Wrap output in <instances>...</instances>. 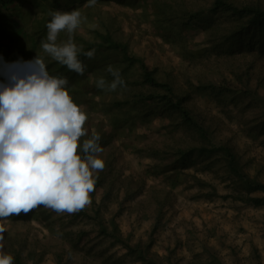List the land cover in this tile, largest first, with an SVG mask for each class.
I'll return each instance as SVG.
<instances>
[{
	"label": "rangeland",
	"instance_id": "374dc122",
	"mask_svg": "<svg viewBox=\"0 0 264 264\" xmlns=\"http://www.w3.org/2000/svg\"><path fill=\"white\" fill-rule=\"evenodd\" d=\"M14 1L15 3L2 13L6 19L10 16V21L12 19L29 35L34 32L35 20L53 8L52 11L78 10L81 13V24L73 35L94 41L93 30L109 31L116 40L127 42L129 51L155 69L159 80L171 83L178 93L189 96L186 105L200 125L208 128V134L207 140L203 139L195 131L184 126L177 115L166 113L164 110H156L143 123L138 120L128 121L122 129L113 133L111 140L103 143L100 158L103 159L105 167L93 175L95 183L99 177H103L105 183L100 185L101 187H95L90 193L91 202L73 214L56 213L39 206L26 218L11 216L6 220L0 219V226L5 229L4 240L0 242L3 245L0 252L12 255L13 264H58L59 257L60 264H189L191 260H194L193 264H203L208 258L205 259L198 252L204 246V238L197 236L199 228L193 224L189 227L185 225L193 221L192 218L188 220V217L191 213L197 214L196 209L217 213L220 209L233 210L239 206L232 200L225 201L228 197L216 196L213 200L195 197L197 187L187 188L194 184V167H180L186 169L180 170L178 177H172L174 174L168 172L174 165L170 152L179 144L229 142L243 155L244 160H252L248 170L255 174L260 168L259 165H264V84L261 81L264 61L256 59L257 68L255 72H251V80L242 81L233 71L242 73L254 56L244 57V54L237 52L232 54L233 56H227L226 53L218 55V50H208L210 45L200 28L180 35L173 32L176 37L168 41L163 40L160 36L162 31L156 28L154 22L153 0H141L134 4L121 3L118 0H96L95 5L91 7L87 6L88 0L71 4L58 0V6L54 4V0ZM232 1L241 3L247 0ZM173 2L177 11L200 8L208 10L212 0ZM209 17L213 18L215 25L223 29L232 25V19L226 14L210 13ZM163 25H166V22ZM58 39L66 40L67 34L61 32ZM0 43L5 47L9 42L0 38ZM197 52H200L198 56ZM42 53L43 51L37 55ZM117 55L110 51L98 54L97 62L101 63L98 64L100 68L94 66L93 71L85 74L86 80L81 79L77 83V88L83 90L86 99L78 105L88 117L84 128L88 134H99L102 139L107 138L105 136L111 130V118L117 116L123 119L125 116V107L108 112L103 110L102 104L125 99L133 92L150 90L139 84L141 72L138 64L129 66ZM109 65L119 69L121 76L127 78L130 84L118 87L114 92L99 89L96 79L111 76L106 71ZM30 70V66L0 62V83L8 82L6 76L9 73H24ZM198 85H208L209 88L206 91H197ZM152 107L154 108V105ZM151 148L159 153L156 155L151 152ZM189 163L191 165L192 162ZM199 164L202 163L199 161ZM203 164L195 166L200 169V177L215 183L221 192L238 194L234 176L229 175L222 160L210 157L206 158ZM158 169H162V172L154 173V170ZM260 169L259 178L264 181V166ZM130 177L131 180H128ZM110 179L117 182L115 190H111L108 199L103 198L104 187ZM124 185L131 190L127 191ZM202 189L205 194L212 193L211 188L207 186ZM137 190L136 194H142L141 201L144 200L139 207L133 197L129 196ZM166 196L169 202L162 207L160 222L154 228L155 223H158L154 198L163 199ZM142 211L145 214V222L133 218ZM113 218L121 235L126 238L127 246L113 242L112 237L101 234L103 225L111 231ZM174 220L179 222L174 223ZM209 223V227L219 225L218 219ZM129 228L131 229L128 232ZM200 228L204 230L206 227L200 225ZM209 229L206 228V234L212 233ZM221 229L224 232L244 233L248 228L243 223H228ZM218 233L221 235L220 231ZM178 234L185 236L181 238ZM220 239L215 238L211 243L221 247L225 240L221 242ZM229 242L231 241L225 244L230 245ZM204 247L213 249L208 243ZM141 250L143 258L138 254ZM227 253L223 254L225 261L230 260V252Z\"/></svg>",
	"mask_w": 264,
	"mask_h": 264
},
{
	"label": "clouds",
	"instance_id": "9594fccd",
	"mask_svg": "<svg viewBox=\"0 0 264 264\" xmlns=\"http://www.w3.org/2000/svg\"><path fill=\"white\" fill-rule=\"evenodd\" d=\"M95 3L88 0L87 6ZM48 15L41 48L69 71L83 75L85 65L78 58L82 46L73 38L81 13L57 10ZM61 32L67 34L66 40L58 39ZM83 55L91 59L95 49ZM14 63L31 70L9 73L8 82L0 83V219L28 214L39 206L76 213L91 202L93 173L105 167L101 137L93 133L81 144V138L88 136L84 128L88 117L67 91L66 77L50 75L38 55ZM106 71L112 80L100 77L99 89L114 92L125 86L119 69L109 65ZM4 231L0 226V242ZM0 264H13L12 255L0 252Z\"/></svg>",
	"mask_w": 264,
	"mask_h": 264
},
{
	"label": "trees",
	"instance_id": "16d2710c",
	"mask_svg": "<svg viewBox=\"0 0 264 264\" xmlns=\"http://www.w3.org/2000/svg\"><path fill=\"white\" fill-rule=\"evenodd\" d=\"M62 1L66 4H71L86 0ZM102 1L109 2L110 0ZM118 1L126 4H134L141 0ZM153 2L155 6L154 22L156 28L162 31L160 36L163 40L168 41L176 37L173 32L180 35L200 28L205 33L210 45L208 50H218V55L226 53L227 56H233L232 54L237 52L244 54V57L249 55L254 56V59L246 66V69L242 71V73L233 71L242 81L249 82L251 80V72H255L257 68L256 59H262L264 61V0H247L241 3L232 0H212L208 10L200 8L199 10L185 9L183 11H177L175 9L173 0H153ZM14 3V0H0V38L6 39L9 42L6 43L5 47L0 43V62L9 65H17L14 62L18 60H33L38 53L43 51L41 48V41L46 38V25L51 19L48 13L36 19L34 22V32L29 35L27 31L19 27L18 24H15L12 19L10 21V16L7 15L8 18L6 19L2 13L4 9H8L9 6H12ZM54 4L58 6V0H54ZM52 10L53 8H50L49 12ZM210 13L213 15L226 14L232 19V25L227 29L215 25L213 18L209 17ZM164 22H166V25H163ZM92 33L94 34V41H88L83 37L73 35L74 42L78 46H82V52L78 54V58L85 65L83 75H78L75 72L69 71L66 66L54 61L44 51L39 57L43 59L50 75L67 78L68 84L66 85V89L77 105H80L86 100L83 90L80 89V87L77 88V83L81 79L86 80L85 74L93 71L94 66L100 68L98 64L101 63L97 62L98 54L100 55V53L104 51H110L116 53V55L118 54L117 56L121 57L122 61L126 62L129 66L138 64L141 72L139 84L142 87L146 86L150 88V90L146 92H133V94L125 99L102 104L103 110H107L108 112H112L113 109L125 107L123 111L125 116L123 119L117 116L111 118L109 123L111 125V130L107 133V136H105L107 138H101L99 142L102 148L104 147L103 143L108 142L109 139L111 140L113 133L122 129L125 123L128 121L136 122L137 120L143 123V121H146L156 110H164L166 113L177 115L184 126H187V128L195 131L198 136L206 139L208 128L201 126L187 107L186 102L189 99L187 94H180L171 83L159 80L156 76L155 69L151 68L142 58L133 55L129 51V44L127 42L116 40L109 31L100 32L98 30H93ZM92 49H95L93 58L89 59L83 55V52ZM199 54L200 52H197L196 56ZM261 72H263V69H261ZM244 77L246 78L244 79ZM105 79L110 82L112 77L110 76ZM122 79L124 80L125 86L130 84L127 78L122 77ZM97 80L98 79H96V81ZM261 81L262 84H264V74ZM259 83L261 84V82ZM208 88V85L196 86L197 91H206ZM132 91H134V89ZM152 105H154V108ZM178 127H180V123H178ZM262 128L264 132V125ZM90 136L91 135L88 134V136L82 137L81 144L83 139L90 138ZM151 152H154L156 155L159 153L153 148H151ZM170 155L174 159V168L190 166L189 162L194 161L195 155L206 156L208 158L217 157L219 160H222L229 173L234 176L235 184L239 189L238 194L233 195L234 198L245 202H251L254 205H260L264 200V182L259 178L260 168L264 165H259L260 168L257 169L255 174H251L248 167H250L252 160H244L242 155L229 142L215 143L214 141H210L207 143L202 142L201 144H179L172 149ZM161 172L162 169L154 170L156 174ZM128 180H131V177ZM107 182L115 183L116 180L110 179ZM104 183L103 177H99L97 183H95V187L98 188L100 185L103 186ZM201 186L211 188L212 193H206L207 195L217 196L216 188L212 184L201 181ZM111 190L113 189L104 187L103 198H109ZM130 190L131 189L128 187L127 191ZM136 192H138V190L133 191L131 195H135ZM167 194H169L168 191ZM154 199L158 211V223H155V228L160 222L162 207L169 202V199L168 196L163 199L159 197H155ZM28 214L22 213L16 216V218H26ZM111 227L112 229L109 231L108 228L103 225L100 231L101 234L112 237L113 242L125 244L127 246L126 238H123L121 235V231L114 221V218L111 221ZM139 254L140 257L143 258L142 250ZM30 257L33 256H29V258ZM60 262L61 258L59 257L57 258V263L60 264Z\"/></svg>",
	"mask_w": 264,
	"mask_h": 264
},
{
	"label": "crops",
	"instance_id": "0c3cea01",
	"mask_svg": "<svg viewBox=\"0 0 264 264\" xmlns=\"http://www.w3.org/2000/svg\"><path fill=\"white\" fill-rule=\"evenodd\" d=\"M194 158H195L193 159L194 161L189 166L190 168L191 166L194 167V170L196 171V173H194L193 175L194 184H192L189 187L187 186V188L190 189L191 187H197L195 197H199V199L211 198L210 200H213L214 197H216V196H209L204 193L205 191L202 189L201 181H205L207 183L213 184V186L216 188L217 196H219L220 198H224L225 196H227L228 198H226L225 201L232 200L234 204L239 206L237 207V209H233V210H230V209L227 210V208L220 209V211H217V213L220 212V214H217L216 211L215 213H211V211L209 210L200 211L196 209L197 214L191 213V216L188 217V220L190 218L193 219L192 222L188 224V223H185V221H181V223H185L187 227H189L190 224H193L195 227L199 228L200 230L198 231L197 236L198 237L200 236V238L201 237L204 238V242H202L204 246L206 243L212 246L213 249H209L204 246L200 248L198 254L204 256L205 259L208 258L204 261L203 264H264V215H263L264 214V200L260 205H254L251 202H245V201L238 200V199H235V200L232 199L231 196H233L234 194L236 195V193L234 194L226 193V191L221 192L215 183L210 182V181L208 182L206 179L199 176L200 169H198V167L199 165H204L203 163L206 162V158L208 157L195 155ZM197 159L198 161H196ZM199 161L202 164H199ZM196 165H198V167H195ZM223 167L226 169L227 172H229L225 165ZM184 169L180 167L174 168V165H173V168L170 169V171L168 172H170L171 174H174L172 175V177L174 176L176 177L177 174L180 173V170H184ZM195 180L197 182H195ZM234 180L235 179H233V181ZM116 184H117L116 182L106 183L105 188H110V189L115 190ZM124 186H125V189L128 188L127 185H124ZM129 196L133 197L132 199L135 200V202H137L138 207L139 205H142L144 202V200L141 201L142 194H135L133 196L132 195H129ZM210 204H213V203L210 202ZM156 206H155V210L157 211ZM225 210H227V212H225ZM143 213L144 212L142 211V212H139L137 216H134L137 213L132 214V215L134 216L133 218H137L139 222H141L142 220L143 222H145L146 221L144 220L145 214ZM192 215H195V216H192ZM229 216H230V219H228ZM214 219H218L219 225H213V227H209L211 225L209 222H212ZM240 219H244V220L241 221ZM178 222H179L178 220L176 221L174 220V223H178ZM150 223H152V221H150ZM154 223L155 222H153V224ZM228 223H231V224L243 223L248 229L244 233L239 232V231L224 232L223 229H221V227L223 226L226 227ZM200 225L205 226L206 228H210L209 230L212 233L206 234L207 233L206 228L203 230L200 228ZM218 228H220V230ZM130 229L131 228L128 229V232L130 231ZM218 231H220L221 235L218 233ZM213 234L214 236H212ZM178 236L182 238V236H185V235L178 234ZM221 236H224V237L220 239ZM215 238H219L221 242L225 240V243L228 241H231L229 242L230 245H226L225 243H222L221 247H219L218 245L214 246L211 242H214ZM170 250H173V249L170 248ZM227 252H230L229 261H225L226 258H223V254ZM193 263H194V260H191L189 264H193Z\"/></svg>",
	"mask_w": 264,
	"mask_h": 264
}]
</instances>
